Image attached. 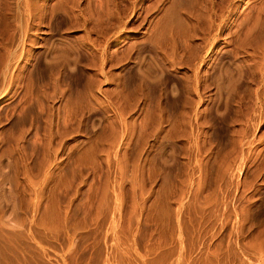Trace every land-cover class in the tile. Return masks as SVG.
Segmentation results:
<instances>
[{
  "label": "rangeland",
  "instance_id": "obj_1",
  "mask_svg": "<svg viewBox=\"0 0 264 264\" xmlns=\"http://www.w3.org/2000/svg\"><path fill=\"white\" fill-rule=\"evenodd\" d=\"M0 264H264V0H0Z\"/></svg>",
  "mask_w": 264,
  "mask_h": 264
}]
</instances>
